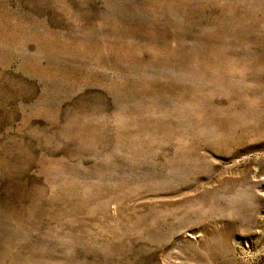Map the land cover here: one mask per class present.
<instances>
[{
    "label": "rangeland",
    "instance_id": "1",
    "mask_svg": "<svg viewBox=\"0 0 264 264\" xmlns=\"http://www.w3.org/2000/svg\"><path fill=\"white\" fill-rule=\"evenodd\" d=\"M0 264H264V0H0Z\"/></svg>",
    "mask_w": 264,
    "mask_h": 264
},
{
    "label": "bare ground",
    "instance_id": "2",
    "mask_svg": "<svg viewBox=\"0 0 264 264\" xmlns=\"http://www.w3.org/2000/svg\"><path fill=\"white\" fill-rule=\"evenodd\" d=\"M236 255V254H235Z\"/></svg>",
    "mask_w": 264,
    "mask_h": 264
}]
</instances>
